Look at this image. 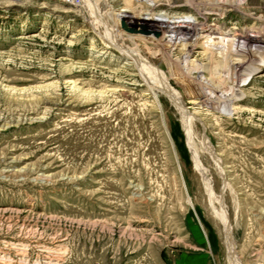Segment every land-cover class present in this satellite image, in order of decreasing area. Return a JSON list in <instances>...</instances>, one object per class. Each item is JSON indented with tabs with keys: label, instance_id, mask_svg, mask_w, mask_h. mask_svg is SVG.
<instances>
[{
	"label": "rangeland",
	"instance_id": "obj_1",
	"mask_svg": "<svg viewBox=\"0 0 264 264\" xmlns=\"http://www.w3.org/2000/svg\"><path fill=\"white\" fill-rule=\"evenodd\" d=\"M223 215L264 264V0H0V264H232Z\"/></svg>",
	"mask_w": 264,
	"mask_h": 264
},
{
	"label": "bare ground",
	"instance_id": "obj_2",
	"mask_svg": "<svg viewBox=\"0 0 264 264\" xmlns=\"http://www.w3.org/2000/svg\"><path fill=\"white\" fill-rule=\"evenodd\" d=\"M116 44L118 46V47L117 46L116 47L127 58V60L132 62L135 65V67L139 70V72L142 75L144 81L147 82V84L150 87V89L152 91L153 90H157L160 93L164 94L166 97H168V99L171 101L173 106L177 109V111L179 112V114L181 116V121H182V124H183V128H184V131L186 133L188 142L190 144L189 146L193 150V155H194L193 158H194V161H195V165H196L198 170H201L202 167H200L201 165L199 163V159H198V156H197V153H196L197 152L196 151V140H195V135H194V133H195L194 132V122L197 120V118L195 116H192V115L188 114L184 110V108H183L184 104H183V101H182V97L179 95V93L177 91H175L168 84V82L166 81L165 76L161 72V70L159 68H157L155 65H153L152 63H150L148 60H146L145 57L142 56V54L140 53L138 48L133 44V42H132L131 46H129L122 39L120 41H116ZM201 143H202V145H204V147H207L211 151V147L209 145L210 143H209L208 138L206 137V135L201 137ZM200 147H201V145H200ZM209 188H210V186H209ZM210 191H211V188H210ZM216 201H217V199H216ZM222 221L224 222V226H225L224 232L226 234V241H227V244H228L230 262L232 264H239V261H238V259L236 257V253H235V243H234V241L232 239L229 223L227 222L226 216H224V219L222 218Z\"/></svg>",
	"mask_w": 264,
	"mask_h": 264
}]
</instances>
